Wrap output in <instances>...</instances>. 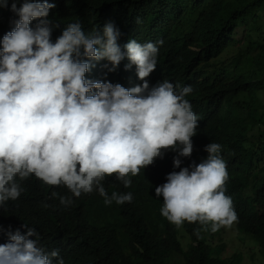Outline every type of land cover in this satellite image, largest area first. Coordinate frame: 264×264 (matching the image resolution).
Segmentation results:
<instances>
[{
	"label": "clouds",
	"instance_id": "clouds-1",
	"mask_svg": "<svg viewBox=\"0 0 264 264\" xmlns=\"http://www.w3.org/2000/svg\"><path fill=\"white\" fill-rule=\"evenodd\" d=\"M111 1L0 0V208L17 200L23 191L18 181L33 175L75 197L98 190L106 205L131 202L130 192L109 197L102 181L115 174L129 187V174L138 175L170 150L176 156L166 182L155 188L156 197H163L161 215L177 227L187 221L217 232L213 243L224 244L225 251L222 232L233 228L244 240L240 217L225 194L221 145L207 141L201 161L193 144L201 114L186 78L210 76L194 62L163 63V41L155 36L161 21L150 36L136 32L128 8L82 16L86 7ZM164 65L170 76L162 74ZM220 67L210 78L230 82L233 67L230 77L226 71L220 80L213 77ZM60 202L68 206L72 200ZM22 227L23 233L7 232L0 264H65L58 249L47 252L40 245L35 228Z\"/></svg>",
	"mask_w": 264,
	"mask_h": 264
},
{
	"label": "trees",
	"instance_id": "trees-1",
	"mask_svg": "<svg viewBox=\"0 0 264 264\" xmlns=\"http://www.w3.org/2000/svg\"><path fill=\"white\" fill-rule=\"evenodd\" d=\"M125 8L131 10L137 33L152 36L150 28L161 21L163 28L155 36L163 41L159 48L163 63L182 67L194 62L210 77L235 45L239 25L248 36L253 29L260 31L247 43V55L234 57L230 82L186 75L201 114L193 144L201 161L208 155L207 141L221 145L228 173L225 194L240 217L238 232L256 250L249 258L243 250L225 255L224 244L213 243L217 232L187 221L177 227L161 215L163 197H156L155 188L166 182L167 168L176 156L170 150L138 175L129 174V187L115 174L102 181L109 197L113 192L132 193V201L124 204L106 205L98 190L80 197L65 186L51 190L34 175L18 181L20 197L0 208V244L8 242L9 230L23 233L22 225L27 224L38 231L47 252L59 250L65 264H264V106L256 103L264 92V0H113L86 7L82 16ZM174 41L184 43L170 47ZM161 72L171 75L167 65ZM242 93L248 100H236ZM61 197H70L72 203L62 205Z\"/></svg>",
	"mask_w": 264,
	"mask_h": 264
},
{
	"label": "rangeland",
	"instance_id": "rangeland-1",
	"mask_svg": "<svg viewBox=\"0 0 264 264\" xmlns=\"http://www.w3.org/2000/svg\"><path fill=\"white\" fill-rule=\"evenodd\" d=\"M261 14V17L264 21V11L261 12ZM259 32V30L253 29L250 32V36H248L245 29L243 28V25H239L238 29L236 30V43L235 45L230 46L228 48V52L224 56L222 55L223 57L219 62L220 64H222V67L217 68L213 71V77L220 80L225 76V71L226 76L230 77L232 75V67L236 61L234 57H236L238 60L240 57L247 55V43H250L251 36L253 38H257ZM262 33L264 34V30L262 31ZM239 99L248 100V95L246 93H242L239 95V97L236 98V100ZM257 104L258 106H264V92L257 98ZM220 235L227 239L225 255H231L236 251L243 250L245 252L246 257L249 258L254 253L249 248L250 243H245L241 238H239L233 228L222 232ZM261 260L263 261V259Z\"/></svg>",
	"mask_w": 264,
	"mask_h": 264
}]
</instances>
